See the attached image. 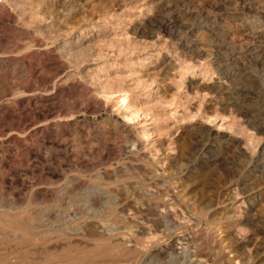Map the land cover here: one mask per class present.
Listing matches in <instances>:
<instances>
[{"label":"rangeland","instance_id":"rangeland-1","mask_svg":"<svg viewBox=\"0 0 264 264\" xmlns=\"http://www.w3.org/2000/svg\"><path fill=\"white\" fill-rule=\"evenodd\" d=\"M0 86V264L162 259L167 205L207 264H264V0H0Z\"/></svg>","mask_w":264,"mask_h":264},{"label":"bare ground","instance_id":"bare-ground-1","mask_svg":"<svg viewBox=\"0 0 264 264\" xmlns=\"http://www.w3.org/2000/svg\"><path fill=\"white\" fill-rule=\"evenodd\" d=\"M88 48V47H87ZM85 46L81 47V48H78V49H73L71 50H65L64 51V55H66L65 57L66 58H74L76 56L77 53H80L82 52V50L84 49H87ZM89 49V48H88ZM63 50V49H62ZM77 57V56H76ZM74 60V59H73ZM61 76V75H60ZM87 85V84H86ZM93 86V85H92ZM1 87V86H0ZM100 87V86H99ZM89 88V87H88ZM20 94V93H19ZM100 94V93H99ZM102 95H106V93H103L102 92ZM125 99L126 97H120L118 102L120 103L121 107H123V109H128L129 108V105L127 104V102L124 104L125 102ZM130 116L132 115H137L138 113H135L134 110H131V113H128ZM128 115V116H129ZM7 118V117H6ZM127 118V117H126ZM127 139V138H125ZM127 142V141H125ZM134 143V142H133ZM125 145L127 147H129L130 143L128 142L125 143ZM132 145V144H131ZM130 145V146H131ZM132 147V146H131ZM130 148V147H129ZM136 148V147H135ZM129 152V151H128ZM74 181V180H73ZM71 183V182H70ZM74 183V182H73ZM69 184V182L67 183ZM72 184V183H71ZM71 188H72V185H70ZM69 186V187H70ZM141 187V186H140ZM149 187V186H148ZM167 187V186H166ZM160 188H163V187H160ZM66 189V188H65ZM68 189V188H67ZM130 189V188H129ZM151 189V188H149ZM63 190V189H62ZM141 190V189H140ZM144 190V189H143ZM146 190V189H145ZM167 190V189H166ZM92 191V190H91ZM102 191V190H101ZM107 191V190H106ZM158 191V190H157ZM161 191V190H159ZM169 191V190H168ZM145 192V191H144ZM163 192V191H162ZM170 192V191H169ZM142 193V192H141ZM154 195L157 194V192L153 191ZM146 195H152V191L151 190H147ZM94 195V194H93ZM99 195V199L101 200V205L102 207L104 205H107V204H112L113 201L116 202V199H114L113 201H110V198L108 196V194H106L105 192H100ZM153 195V196H154ZM96 197V196H95ZM111 197V196H110ZM154 198V197H153ZM160 198V197H159ZM165 198L166 200L168 201H165V202H168L172 205L173 202H176L175 199H174V196H173V193H166L165 192ZM96 199V198H95ZM146 199V198H145ZM151 199V198H149ZM97 200V199H96ZM148 200V198H147ZM147 200H144L147 202ZM158 200V198H157ZM162 200V199H161ZM177 200V199H176ZM155 201V200H154ZM143 202V201H142ZM156 202V201H155ZM123 203H125V200H123ZM127 203V202H126ZM129 203V202H128ZM140 203V202H139ZM151 203V202H150ZM88 206H91L89 208H93L92 210H95L94 208H96V203H95V200H91L89 201L88 203ZM115 204V203H114ZM113 204V205H114ZM122 204V203H121ZM120 204V205H121ZM147 204V203H146ZM159 203L155 204L154 207H150V208H147L146 210L148 211H152L150 209H153V210H156L158 208V205ZM7 205V204H6ZM117 205V204H116ZM125 205V204H124ZM136 205V204H135ZM158 205V206H157ZM161 205V204H160ZM164 205V203H163ZM180 205V204H179ZM128 206V205H127ZM134 206V205H133ZM150 206V205H149ZM152 206V204H151ZM174 206V205H173ZM8 207V205L6 206ZM11 207V206H10ZM126 207V206H125ZM144 207V206H143ZM106 208V207H105ZM145 208V207H144ZM175 207H171L170 209L168 208V205L167 206H162L161 210H158V213L159 214V226L160 227V230H163L166 234H168L170 237H171V240H170V244L172 245V247L170 248V250L166 253L165 257H163L162 259H158L156 258V256L159 254V252L162 251V249L156 253V254H153L151 255H143L142 257L140 256L139 258L137 259H134L133 261H125L123 262L122 264H207L206 263V257L205 256H202V247L204 246L203 242H206V241H203V239H200L197 235H192L191 233H187V234H182V235H177L174 233V229L181 225L182 223H190L197 218L195 215V213L193 212V209H189L187 207H179V211H176V208L174 209ZM178 208V207H177ZM7 208H5V206H0V211H4L6 210ZM88 209V208H87ZM121 209V208H120ZM132 209V208H131ZM11 210V208H10ZM106 210V209H105ZM118 210V209H117ZM122 210V209H121ZM133 210V209H132ZM135 210V209H134ZM128 211L129 213H127L128 215H130V219H132V216H134V211ZM141 210V209H140ZM143 210V209H142ZM141 210V211H142ZM113 211V210H112ZM116 211V210H115ZM124 211V210H123ZM137 211V210H136ZM140 211V212H141ZM144 211V210H143ZM142 211V212H143ZM9 213V212H8ZM125 213V212H124ZM137 213V212H136ZM139 213V211H138ZM144 213V212H143ZM150 213V212H149ZM152 213V212H151ZM154 214V213H153ZM55 215V214H54ZM127 215V216H128ZM143 215V214H142ZM141 215V216H142ZM150 215V214H149ZM63 216V215H62ZM147 217V216H146ZM64 217L60 218L59 221H53V220H48V218H42L40 217L38 219V222L37 225L35 226V231H38L39 233L43 234L44 232L48 233V234H51L55 232V230H57V227H61L63 225L66 224V221L63 220ZM107 218V217H106ZM129 219V218H128ZM144 219V218H143ZM142 218L140 219H136L137 221V224H142L144 223V220ZM158 219V218H157ZM78 220H80V216L77 215L75 218H74V222H73V226L74 225H77L78 224ZM146 220V219H145ZM156 220V219H155ZM154 220V221H155ZM109 221V220H108ZM133 221V220H132ZM153 221V220H151ZM146 222V221H145ZM90 223V222H89ZM105 223V222H104ZM150 223V222H149ZM156 225V224H155ZM154 225V226H155ZM151 226V225H150ZM143 227V226H142ZM147 227V226H146ZM97 228V227H96ZM137 228V227H135ZM141 227H139L140 229ZM152 227H150L151 229ZM156 228V226H155ZM85 229V228H84ZM158 229V228H157ZM59 230V229H58ZM73 233H77L76 231H78V228L75 227L73 229ZM104 234H110V236L112 237L115 233H119L121 234V232H123L122 230L124 229H120L118 226L114 225L113 223H110V224H106L105 223V227H104ZM134 231H136L137 229H133ZM156 230V229H155ZM127 231V230H126ZM79 232V231H78ZM123 233H126V232H123ZM130 233V232H128ZM195 234V233H194ZM71 235V234H70ZM74 235V234H73ZM201 235V234H200ZM40 236V235H39ZM109 236V237H110ZM125 236V235H124ZM128 236V235H127ZM130 237V236H128ZM203 237V236H202ZM206 237V236H205ZM59 238V237H58ZM123 239V238H122ZM205 240V239H204ZM47 241V240H46ZM129 241V240H128ZM128 241H127V244H128ZM121 243V242H120ZM15 244V243H14ZM132 245V244H131ZM123 246V244H122ZM129 246V244L127 245ZM126 247V246H125ZM133 247V246H132ZM136 248V247H135ZM134 249V248H133ZM204 249V248H203ZM216 249V248H215ZM131 250V249H130ZM168 250V249H167ZM66 251V250H65ZM145 252V251H144ZM165 253V252H164ZM145 254V253H143ZM126 255V254H124ZM206 255V254H205ZM48 256V255H47ZM66 262V261H65ZM60 264V263H59Z\"/></svg>","mask_w":264,"mask_h":264}]
</instances>
